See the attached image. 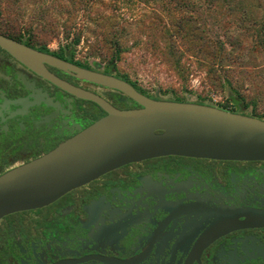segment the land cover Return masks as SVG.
I'll return each instance as SVG.
<instances>
[{
    "label": "flooded vegetation",
    "instance_id": "flooded-vegetation-1",
    "mask_svg": "<svg viewBox=\"0 0 264 264\" xmlns=\"http://www.w3.org/2000/svg\"><path fill=\"white\" fill-rule=\"evenodd\" d=\"M0 33L74 67L121 78L149 98L187 101L186 95L150 94L109 62L77 56L73 40L52 49L24 31L0 27ZM39 69L0 46V176L107 114L86 94L120 110L140 107L72 68L42 61ZM257 212H264V160L147 158L113 168L47 204L0 217V264H147L154 253L164 257L172 244L176 262L220 264L225 254H238L228 248L237 241L245 242V256L264 254V247H256L264 241V222L246 218Z\"/></svg>",
    "mask_w": 264,
    "mask_h": 264
},
{
    "label": "water",
    "instance_id": "water-1",
    "mask_svg": "<svg viewBox=\"0 0 264 264\" xmlns=\"http://www.w3.org/2000/svg\"><path fill=\"white\" fill-rule=\"evenodd\" d=\"M0 46L40 73L42 61L65 70L72 68L79 77L124 92L140 105L120 110L97 96L86 94L107 114L42 157L0 176V217L47 204L113 168L147 158L179 155L264 160V118L241 113L243 107L238 101L240 107L234 112L209 101L195 102L188 93L187 101L152 99L121 78L74 67L2 33ZM246 218L264 222V212ZM258 242L256 247L263 248L264 241ZM244 243L237 241L229 245L238 254L231 258L225 254L220 264H264L263 253L243 255ZM176 251L172 244L164 257L154 253L147 264H188L176 262Z\"/></svg>",
    "mask_w": 264,
    "mask_h": 264
},
{
    "label": "trees",
    "instance_id": "trees-1",
    "mask_svg": "<svg viewBox=\"0 0 264 264\" xmlns=\"http://www.w3.org/2000/svg\"><path fill=\"white\" fill-rule=\"evenodd\" d=\"M38 1L49 2V9L65 15L62 25L68 30L83 15L85 26L92 25L100 40L114 47L115 56L108 61L114 67L119 55L140 45L138 36L144 35L145 46L181 79L187 80V74L198 70L210 82L223 86L232 108L215 106L237 112L238 101L241 113L264 118L253 113L252 101H244L237 85L240 81L229 78L235 69L258 71L264 66V0H126L137 2L144 11L130 20H120L113 13L120 7L105 11V0ZM49 9H41L38 19ZM125 39H133L131 46ZM72 40L76 45L79 33ZM248 108L250 112L245 111Z\"/></svg>",
    "mask_w": 264,
    "mask_h": 264
},
{
    "label": "rangeland",
    "instance_id": "rangeland-1",
    "mask_svg": "<svg viewBox=\"0 0 264 264\" xmlns=\"http://www.w3.org/2000/svg\"><path fill=\"white\" fill-rule=\"evenodd\" d=\"M114 1L105 0L104 10L110 11L111 8L120 7L117 12L113 11L120 20L137 18L144 12L137 2ZM50 6L52 7V4L49 2L38 0H0V27L10 33H18V30L30 33L36 43L48 45L52 49L69 43L79 33L80 40L75 45L78 49L77 56L103 62H108L115 56L114 47L102 42L100 36L94 33L97 30L92 28V25L85 26L83 15L75 20L77 26L68 30L62 25L65 15L57 14L54 9L50 10ZM45 8L49 9L48 12L46 10L42 19H38V12L41 9L45 11ZM138 38L142 41L140 45L131 47L115 60V68L119 74L126 75L139 88L150 94L157 91L162 97L184 99L188 93L194 98L232 108L223 86L210 82L205 74L198 70L187 74V80L181 79L161 56H156L145 46L144 35ZM132 41L133 39L124 40L128 46H131ZM256 71L251 68L235 69V75L232 74L229 78L240 81V85L236 84L244 101H252L255 105L253 113L264 117V66ZM245 111L251 110L248 108Z\"/></svg>",
    "mask_w": 264,
    "mask_h": 264
}]
</instances>
